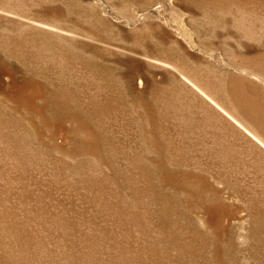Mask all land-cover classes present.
Returning a JSON list of instances; mask_svg holds the SVG:
<instances>
[{"label": "rangeland", "instance_id": "374dc122", "mask_svg": "<svg viewBox=\"0 0 264 264\" xmlns=\"http://www.w3.org/2000/svg\"><path fill=\"white\" fill-rule=\"evenodd\" d=\"M0 264H264V0H0Z\"/></svg>", "mask_w": 264, "mask_h": 264}]
</instances>
